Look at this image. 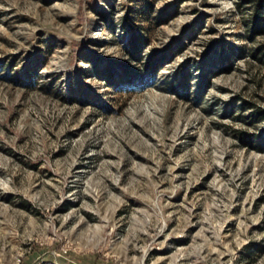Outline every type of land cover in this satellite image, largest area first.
<instances>
[{"label": "rangeland", "instance_id": "1", "mask_svg": "<svg viewBox=\"0 0 264 264\" xmlns=\"http://www.w3.org/2000/svg\"><path fill=\"white\" fill-rule=\"evenodd\" d=\"M0 264H264V0H0Z\"/></svg>", "mask_w": 264, "mask_h": 264}, {"label": "trees", "instance_id": "2", "mask_svg": "<svg viewBox=\"0 0 264 264\" xmlns=\"http://www.w3.org/2000/svg\"><path fill=\"white\" fill-rule=\"evenodd\" d=\"M259 24H261V23H257V26L259 27Z\"/></svg>", "mask_w": 264, "mask_h": 264}]
</instances>
